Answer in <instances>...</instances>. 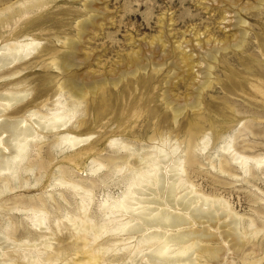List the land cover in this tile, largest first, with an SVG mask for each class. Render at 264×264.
Instances as JSON below:
<instances>
[{
  "label": "bare ground",
  "instance_id": "obj_1",
  "mask_svg": "<svg viewBox=\"0 0 264 264\" xmlns=\"http://www.w3.org/2000/svg\"><path fill=\"white\" fill-rule=\"evenodd\" d=\"M44 1L8 0L0 9V32L4 30L0 33V264H116L121 257L107 255L118 250H125L122 258L131 259L130 264H216L222 261L225 247L231 249L230 243L240 248L243 239L253 235L250 232L255 237L257 229L247 230L253 224L251 220L245 224L243 216L232 213L223 203L221 207L227 210L219 214V200L197 192L189 182L187 173L199 162L196 150L204 152L210 141L208 135L201 136L200 123L190 122L182 141L175 137L173 145H167L170 134L159 132L157 136L154 132L149 139L154 142V151L146 155L115 138L108 143L114 149L110 156L102 155L106 149H100L97 141L87 144L92 138L89 124L111 109L109 98L101 97L91 107L88 97L96 96L109 84L117 87L124 76L87 82L73 71L79 66L76 46L85 37L92 15L77 22L76 39L61 41L63 51L52 45L38 50L41 40L31 35L32 30L41 27L36 20H24L23 28L16 27L13 35L3 36L12 23L42 8L47 3ZM37 60L39 63H35ZM39 64L58 74L51 80L41 79L31 88L28 86L32 82L26 81L28 73L15 78ZM137 73L138 69L132 74ZM51 90L53 94L49 95ZM165 105L170 107L171 102L167 99ZM201 105L200 94L190 108ZM171 110L173 125H177L185 106L176 105ZM92 112L96 117L90 120L87 117ZM78 113L77 126L70 127ZM148 113L150 118L157 117L153 109ZM157 118L156 127H164L165 121ZM234 141V137L223 138L216 159H210L212 169L237 177L230 160L244 175H251L254 168H264V157L243 154L234 148ZM34 148L39 158L32 160ZM68 150L72 152L65 154ZM59 152L65 155L55 163ZM87 163L88 170L83 169ZM104 168L112 175L127 171L130 175L119 197L100 202L104 221L96 225L88 211L97 183L77 180L72 173L76 170L82 175H98ZM44 177L48 184L41 187L42 195L37 200L21 199L14 193L39 186ZM49 187L56 189V196ZM18 213L28 224L18 221ZM222 219L225 222L220 224ZM70 228L75 231L73 242L65 233ZM105 235L111 239L102 241ZM134 255L140 256L139 261L132 259Z\"/></svg>",
  "mask_w": 264,
  "mask_h": 264
},
{
  "label": "rangeland",
  "instance_id": "obj_2",
  "mask_svg": "<svg viewBox=\"0 0 264 264\" xmlns=\"http://www.w3.org/2000/svg\"><path fill=\"white\" fill-rule=\"evenodd\" d=\"M7 1L0 0V9L6 6ZM44 2L47 3L42 8L18 23H12L2 33L3 36L13 35L16 29L23 28L24 20H36L41 27L32 30L31 35L41 40L38 50L50 45L61 49V41L65 38H77V22L92 15V23L84 32L85 37L76 46L74 54L79 68L73 71L79 79L87 82L124 76L117 87L109 84L96 96L88 97L91 107L96 106L101 97L109 98L111 109L104 112L102 119L89 124L87 130L92 138L87 144L97 141L100 149H106L102 155L110 156L114 155V149L109 148L108 143L115 138L135 147L141 155H146L154 151L151 147L154 142L149 140L154 132H157V136L159 132L170 134L171 141L167 145H173L175 137L182 141L190 122L200 123L201 136L208 135L210 141L204 152L196 150L199 162L193 170L188 171L189 182L197 192L219 200V214L228 207L232 213L243 216L245 224L250 220L253 222L254 226H250L251 230L248 227V232L254 229L259 232L255 237L254 232L243 237L240 248L232 247L235 244L232 241L231 249L228 250L226 246L222 261L216 264H249L251 261L264 264V168H254L251 175H244L230 160L232 173L237 177H228L209 165L210 159H216V150L226 136L234 137V148L243 154L264 157V1ZM89 9L94 11L87 13ZM35 63H39V60ZM136 69L138 73L133 76ZM27 73L26 81L32 82L29 88L35 87L41 79L51 80L58 74L39 64L22 71L15 78ZM205 83L208 84L202 89ZM53 90L49 95L53 94ZM200 94L202 105L191 109L190 105L198 101ZM34 95L35 92L31 97ZM167 99L171 102L170 107L165 105ZM134 102L136 106L133 107ZM176 105L185 106V110L178 124L173 125L171 108ZM150 109L165 121L164 127H156L157 117H148ZM79 116L80 113L70 127L77 126L75 122ZM95 117L92 112L87 118ZM71 152L68 150L64 153ZM32 153V160L39 158L37 148ZM65 154H56L54 162L62 161ZM88 164H83V169L88 170ZM72 174L77 180L96 181L97 188L88 215L93 220L92 224L100 225L104 221L99 209L100 202L122 194L130 171L112 175L108 168H104L98 175L87 172L82 175L76 170ZM46 184L48 178L44 177L39 186L29 190L17 189L14 193L20 195L21 199L37 200L42 195L41 187ZM48 190L54 191L56 196V189L49 187ZM222 203L227 204L226 208L221 207ZM63 204L68 209L73 208L70 204ZM18 221L28 224L20 213ZM224 222L222 219L220 224ZM225 229L221 228L220 231ZM65 233L69 242L75 241L73 228ZM217 238L220 241V237ZM107 239L111 237L105 235L102 241ZM123 254H126L125 250H118L107 257H121L116 264H130L131 259L122 258ZM139 258V255L132 256L136 262Z\"/></svg>",
  "mask_w": 264,
  "mask_h": 264
}]
</instances>
